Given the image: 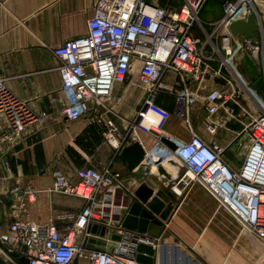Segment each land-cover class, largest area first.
Instances as JSON below:
<instances>
[{"label":"crops","instance_id":"0c3cea01","mask_svg":"<svg viewBox=\"0 0 264 264\" xmlns=\"http://www.w3.org/2000/svg\"><path fill=\"white\" fill-rule=\"evenodd\" d=\"M96 1L0 0V79L38 116L20 132L12 146L3 139L8 130L0 116V139H3L0 143V233L11 235L12 240L14 235L9 228L16 220L53 225L64 234L81 212L84 200L52 192L55 174L76 182L81 168L102 171L110 166L122 180L128 205L132 203L131 194L138 186V178L146 183L156 182L152 178L154 164L145 173L143 168L130 170L119 157L122 148L134 141L146 153L163 146L157 134L133 128L147 96L139 80L140 62L134 63L123 83L114 85L109 100L91 105L90 113L76 120L60 113L59 60L53 50L65 41L87 35L88 20L94 14ZM154 1L173 10H178L183 3V0ZM206 6L207 2L200 16L203 29L196 24L193 33L205 43L204 54L211 57L218 42L207 27L213 22H210L211 14L204 13ZM256 11L261 15L259 28L264 30V6L257 7ZM222 16L219 15L218 21ZM252 44L258 50L243 51L236 56L241 74L251 84L258 78L264 79V39L259 37ZM203 69V81L186 82L196 97L187 112L180 111L174 93L158 91L153 96L154 103L170 114L160 134L178 145L196 133L206 143L223 147L225 161L238 170L249 149L245 127L258 115L259 108L221 59L206 60ZM217 69L220 74L215 73ZM162 81L175 92L183 85L181 78L171 71L164 74ZM212 91L223 92V97L217 101V112L209 115L205 99ZM257 91L264 100V92ZM95 117L117 127V147L105 141L104 126L94 122ZM207 122L218 125L214 133L207 131ZM152 156L145 157V162ZM16 186L34 189L35 199L25 200L22 205L10 202L5 194ZM171 192L172 209L167 219L161 221L159 235L144 234L152 242L148 244L155 247L153 264H264V242L246 230L200 184L186 189L178 186L176 192ZM126 213L121 210L120 216L124 219ZM90 240L96 244L102 242L99 238ZM76 242H82V238ZM12 244L16 252L25 255L24 244L14 241Z\"/></svg>","mask_w":264,"mask_h":264},{"label":"built area","instance_id":"2783aa9c","mask_svg":"<svg viewBox=\"0 0 264 264\" xmlns=\"http://www.w3.org/2000/svg\"><path fill=\"white\" fill-rule=\"evenodd\" d=\"M207 1L183 0L181 7L173 10L161 7L154 0H97L94 14L88 20L87 35L65 41L53 50L59 60L60 113L70 120L90 113L91 105L109 100L114 85L123 83L134 63L140 62L139 80L146 88L147 96L133 128L140 127L141 119L149 113L151 118L144 131L157 134L159 138L170 114L154 103L155 93H174L180 111L187 112L196 97L186 82L203 81L206 60L221 59L259 108L258 115L244 130L249 140L246 158L241 168L234 170L224 159L223 147L210 145L193 133L169 156L181 169L171 190L176 192L178 186L186 189L200 184L246 230L264 242V100L244 78L236 63L237 54L255 52L258 48L252 40L234 36L229 30L231 23L246 19L252 13L256 15V4H263L264 0H223V17L213 24L215 28L211 33L218 42L211 57L204 54L205 43L193 33L194 26L201 25L197 23L198 14ZM170 71L183 82L176 92L162 81L164 74ZM215 73L220 74V71L217 69ZM221 97L223 92L219 91L208 94L205 110L209 115L217 112V101ZM0 116L6 122L8 131L3 139L9 146L38 118L1 79ZM94 120L104 126L105 141L117 147V127L99 117ZM217 126L207 122L206 129L214 133ZM164 148L151 150L146 157L154 154L152 157L155 158ZM153 158H148V162ZM51 190L77 196L85 202L67 231L61 234L53 225L16 220L9 228L14 240L11 235L0 233V246L10 253L15 250L12 241L24 244L28 264H143L137 259V246L152 242L144 234L122 227L120 213L127 211V196L123 193L122 180L110 166L102 171L81 168L76 182L55 174ZM35 195L34 189L18 186L5 194L10 202L19 205L25 200L33 201ZM93 226L97 228L95 233L90 231ZM104 228L108 230L107 236L101 235ZM113 235L119 236L120 240H112ZM92 237L104 242L102 249L88 247ZM77 238H82V242L77 243ZM16 264L20 263L17 261Z\"/></svg>","mask_w":264,"mask_h":264},{"label":"water","instance_id":"95a60500","mask_svg":"<svg viewBox=\"0 0 264 264\" xmlns=\"http://www.w3.org/2000/svg\"><path fill=\"white\" fill-rule=\"evenodd\" d=\"M149 2V0H145ZM230 33L234 36L242 37L245 40L257 42L259 40V24L255 14H250L246 19L235 21L229 26ZM256 90L264 92V79L258 78L252 84ZM159 142L165 147L163 151L153 158L151 162H145L146 151L138 142L134 141L130 145L122 148L119 157L125 161L130 170L135 168H143L145 173L151 169V164H154L152 178L156 181H148V183L139 180L138 186L131 194L132 203L128 205L126 216L123 219L122 227L128 230L137 231L141 234H148L152 237H157L162 229V220H166L171 212L172 201L174 199L171 192V184L178 179L181 169L177 162L169 157L171 153H175L178 145L170 139L160 136ZM169 157V158H168ZM157 183V184H156ZM161 190H159V186ZM170 190V191H169ZM156 191V192H155ZM159 191V192H158ZM96 226H93L90 231L95 233ZM107 229L101 230L102 236H107ZM112 240L118 241L120 237L112 236ZM104 242L89 241L88 247L102 249ZM137 259L143 264H153L155 247L151 244L139 243L137 246ZM11 256L20 264H28L29 259L15 250H11ZM0 264H7L0 256Z\"/></svg>","mask_w":264,"mask_h":264},{"label":"rangeland","instance_id":"374dc122","mask_svg":"<svg viewBox=\"0 0 264 264\" xmlns=\"http://www.w3.org/2000/svg\"><path fill=\"white\" fill-rule=\"evenodd\" d=\"M176 2H177V0H174V3H176ZM261 5L264 6V3L261 4ZM203 7H202V9H203ZM202 9H201V11L198 14V21L199 22L197 21V23H202V19L200 17V16H202V14H201L202 13ZM205 12H208V13L211 14L210 22L211 23L213 22V23L211 25H208L207 27L209 28V31H211V33H212L213 29L215 28V26L213 24L216 22V20L218 21L219 15L224 13L223 12V0H208L207 1V6L205 8L204 13ZM255 13H256L257 19L259 20V18H260L259 16H261V15L256 10H255ZM263 28H264V25H263ZM258 34H259L260 39H262V38L264 39V30L263 29H261ZM213 37L215 38L214 34H213ZM136 128L137 129H142L139 126H137ZM0 250L3 251V252L0 251V256L7 262V264H16L17 261L15 260V258H13L11 256V254L4 247L0 246Z\"/></svg>","mask_w":264,"mask_h":264},{"label":"bare ground","instance_id":"6f19581e","mask_svg":"<svg viewBox=\"0 0 264 264\" xmlns=\"http://www.w3.org/2000/svg\"><path fill=\"white\" fill-rule=\"evenodd\" d=\"M256 7L258 8H262V5L259 3L258 5L256 4ZM151 118V114H145V116L143 117V119H141L140 121V128L142 129H147L148 127V120Z\"/></svg>","mask_w":264,"mask_h":264}]
</instances>
